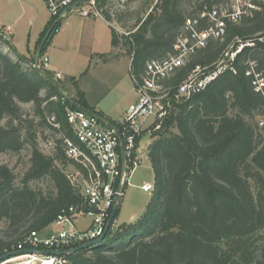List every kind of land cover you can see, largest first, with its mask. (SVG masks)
I'll list each match as a JSON object with an SVG mask.
<instances>
[{"label":"trees","instance_id":"trees-1","mask_svg":"<svg viewBox=\"0 0 264 264\" xmlns=\"http://www.w3.org/2000/svg\"><path fill=\"white\" fill-rule=\"evenodd\" d=\"M228 2L158 0L146 17L134 18L127 35L111 28L112 45L127 50L132 77L140 79L148 61L177 54V39L188 18ZM99 7L108 23L114 15L122 24L127 19L111 12L109 0H101ZM60 28L58 23L48 42ZM259 35L264 36V8L239 24L229 23L222 39L210 40L167 81L176 87L197 67L209 75L219 63L225 65L204 90L175 103L153 134L149 159L154 191L143 215L115 233L111 227L103 243L67 256V264H264V247L258 245L264 231V128L258 122L264 97L245 75L249 60L257 61L264 75V43L244 46L234 60L226 56ZM6 43L13 56L0 53V154H19L26 146L32 153L19 183L13 169L0 165V257L32 231L47 234L62 210L85 202L63 169L67 162L83 172L64 150V140L75 138L66 108L79 109L82 100L68 98L64 84L43 62L36 69L33 57L18 53L11 40ZM29 103L38 126L59 135L53 156L41 151L34 122L22 119L20 104ZM51 117L59 128L50 124ZM43 180L52 191L34 186Z\"/></svg>","mask_w":264,"mask_h":264},{"label":"built area","instance_id":"built-area-1","mask_svg":"<svg viewBox=\"0 0 264 264\" xmlns=\"http://www.w3.org/2000/svg\"><path fill=\"white\" fill-rule=\"evenodd\" d=\"M81 1L44 0L51 19L57 24L76 14L104 19L99 7L101 0ZM127 2L119 0L121 4ZM70 8L73 9L69 11ZM263 8L264 0H229L222 7L205 10L197 18H188L177 39V54L146 63L142 77L134 80L136 101L128 107L123 117L112 123L113 127L85 110L67 107V122L75 138L64 140L65 154L70 161L83 168V172L76 169L74 174L68 176L85 202L81 206L62 210L52 225L57 229L50 228L47 234L30 232L16 249L7 254L24 253L0 264H67V256L73 249L94 243L105 235L114 207L125 197L135 170L142 162L140 146L144 133L159 131L174 104L183 103L204 90L225 69V65L219 63L217 70L209 75L204 74L206 69L197 67L176 87L168 85L167 81L199 50L206 48L210 40L222 39L229 23L239 24ZM109 24L114 28L112 23ZM256 42L264 43V36L254 37L235 52L226 53V56L234 60L244 46L254 47ZM42 62L48 69L49 59L43 57L40 64ZM245 75L255 91L264 97V75L257 61H248ZM55 79L61 80L62 77L57 74ZM49 122L59 128L55 117H51ZM258 122L259 127L264 128V114ZM142 190L153 193L154 183H145ZM82 219L90 221L85 228L79 227ZM27 251H58L65 255Z\"/></svg>","mask_w":264,"mask_h":264},{"label":"rangeland","instance_id":"rangeland-1","mask_svg":"<svg viewBox=\"0 0 264 264\" xmlns=\"http://www.w3.org/2000/svg\"><path fill=\"white\" fill-rule=\"evenodd\" d=\"M157 2L158 0H128L127 3L121 4L119 3V0H109L111 12L123 14L127 17L122 24L115 20L116 16L114 15V20L112 22L114 30L119 35H123V33L131 31L136 24L134 18L146 17L147 14L150 13L156 6ZM187 9L190 12L192 11V8ZM111 28L113 27L111 26ZM1 31L2 30H0V33L3 34L4 42L0 43V53L13 56V52L8 48L7 43L5 44V41L10 40L11 37ZM18 42L17 47L22 54L24 53L23 50L25 45L20 43V41ZM109 42V28L102 18L81 17L77 14L70 15L62 21L60 32L54 35L50 42L46 45L48 48L44 52V56L48 54L51 64L52 62L59 64L62 63L63 65L69 63L72 67L73 74H69L71 77L64 80L65 87L70 91V94H85L86 96H82V98L84 97L88 101L94 103L101 102V107L106 110H112V108H114L117 112H119V107H121L125 102L131 101L132 97L125 95L134 91V83L131 80L129 73L128 59L122 61L120 64H116V62L112 63L114 64L113 67L112 64L106 66H102L101 64L96 66L93 64V68L88 70L91 62L96 63L98 61L97 57L96 59L93 57L98 55L94 54L89 56L90 59L87 62L85 70L83 69L84 67L80 69L77 68V65H79L77 58L80 56L79 50L81 47H109ZM49 47L53 48L49 50ZM67 47L71 48L70 58L68 57ZM63 49H66L64 54H62L64 51ZM124 51L126 52L127 50L124 48ZM17 52L19 53L18 50ZM82 52L85 54L86 51ZM126 53L127 55L129 54L128 52ZM36 55L37 53L32 56L34 60ZM118 71L119 73L117 75H122L124 73L123 76L125 78L120 88L116 87V83H114V80L111 79V76ZM119 95L121 96L120 99ZM123 96L125 99L121 101ZM20 106L23 109V121L34 122V130L37 132L38 143L41 151L46 155L53 156L55 154L54 143L57 139H59V135L55 134L52 130H49L47 126H38L39 118L34 113V105L32 103L20 104ZM154 140L155 136L153 134L144 133L140 146L142 151L140 158L142 162L135 170L132 180L130 181V185L127 187L125 197L120 203L118 215L113 224L114 233L122 230L127 225L136 223L143 215L147 205L151 201L152 193H145L142 190V186L145 183H154V174L149 159V146ZM31 153V147L26 146L19 154H0V165H7L13 169L17 178V183H19L24 173L30 167ZM64 164L65 163L59 162L61 168L65 166ZM63 169L68 175L76 172V166L73 164L67 165V162L66 168ZM251 184L253 191L256 194L257 188L254 182L251 181ZM34 186L45 192L52 191V187L50 186L48 180H43L42 182L34 184ZM82 222L84 224L86 223V220L83 219L81 220V223ZM51 228L54 230L57 229L56 226H52ZM258 245L264 247V231L260 236Z\"/></svg>","mask_w":264,"mask_h":264},{"label":"crops","instance_id":"crops-1","mask_svg":"<svg viewBox=\"0 0 264 264\" xmlns=\"http://www.w3.org/2000/svg\"><path fill=\"white\" fill-rule=\"evenodd\" d=\"M51 21L50 14L46 8V5L43 0H0V30L4 34H8L11 37V42L13 43V46L17 48L19 53L21 54L19 48L17 47L18 41L25 45L24 47V53L21 55L24 56L27 59H31L35 53H37L40 42L42 39L43 34L45 33L47 27L49 26V23ZM105 24L109 28L110 32V42L109 47H81L79 50V57L77 58L79 65H77V68H83L85 70V67L87 65L88 60L90 59L89 56L91 55H98L93 56L95 59L98 58V61L96 63L91 62L89 69L93 68V64L106 66L109 64H112L116 62V64L122 63V61L128 59V67H129V73L130 78L134 83V91L127 93L125 96H130L131 101L125 102L121 107H119L120 111L117 112L114 108L112 110H106L105 108L101 107V102H91L88 101L86 98H78L76 94H70V91L66 89L64 80L70 78L72 73V67L68 64L63 65L62 63H53L51 64V60L48 56V54L45 56L49 59V72H51L54 76L57 74H60L62 79L61 83L64 84L63 92L64 94L75 101L82 100V103H79V107L83 108L86 111H89L93 114H96L106 121L110 123H114L121 117H123L128 109V107L133 104L137 99V93L135 88V81L131 74V63H132V57L130 54L127 55V51H124V47H116L114 48L112 45V29L110 24L105 21ZM60 30L58 31V33ZM57 33V34H58ZM43 42V41H42ZM41 42V43H42ZM49 43V42H48ZM47 43V44H48ZM46 44V45H47ZM48 47H46L45 51ZM53 47H49V50H51ZM61 48V47H60ZM59 48V49H60ZM68 49V57L71 56V48L67 47ZM66 49H63V53L66 51ZM82 51H86L85 54ZM125 54H124V53ZM82 64V65H81ZM114 64H112L113 67ZM83 71V70H81ZM115 71V70H112ZM119 73L115 72L114 75L111 76V79L114 80V83H116V87L120 88L124 81V76L117 75ZM126 76V75H125ZM119 85V86H118ZM82 96H86L83 94ZM75 97V98H74ZM121 96L119 95V99ZM125 98L122 97L121 101H123ZM120 208V203L119 207ZM83 220V219H82ZM86 220V219H85ZM90 221L86 220V223L83 224V222L79 223L80 228H85L87 225H89Z\"/></svg>","mask_w":264,"mask_h":264},{"label":"water","instance_id":"water-1","mask_svg":"<svg viewBox=\"0 0 264 264\" xmlns=\"http://www.w3.org/2000/svg\"><path fill=\"white\" fill-rule=\"evenodd\" d=\"M86 0H82L81 2H84ZM80 2V3H81ZM80 3H78L76 6H78ZM73 8H70L69 11H71ZM57 25V22L52 24L50 30L47 32L43 42L41 43L38 51H37V55H36V58H35V64H34V67L36 69H40V62H41V57H42V54H43V51H44V48L52 34V32L54 31L55 27ZM79 109H82L84 110L83 108L79 107ZM86 111V110H85ZM87 113H89L90 115H94L96 116L98 119H100L101 121L103 122H106L110 127H113L112 123L106 121L105 119H103L102 117L96 115V114H93L89 111H86ZM118 207H119V202H117L116 206L114 207V211H113V215H112V218H111V221L110 223L108 224V227H107V232L105 233V235H103L99 240L95 241L94 243H91V244H87V245H82L80 247H77L75 249H73L71 252H70V255L76 253V252H79L81 250H85V249H89L93 246H97L101 243H103L107 237V233L108 231L110 230V228L112 227V223L116 217V214H117V211H118ZM27 252H40V253H45V254H56V255H65V253H62V252H58V251H27ZM24 252H15V253H11V254H6L2 257H0V263L10 259V258H13V257H17L19 255H22Z\"/></svg>","mask_w":264,"mask_h":264}]
</instances>
